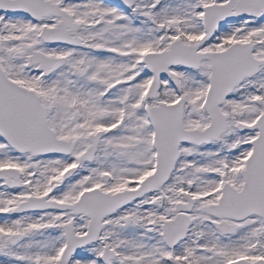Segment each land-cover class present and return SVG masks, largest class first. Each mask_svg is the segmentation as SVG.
Here are the masks:
<instances>
[{
    "label": "snow or ice",
    "instance_id": "snow-or-ice-1",
    "mask_svg": "<svg viewBox=\"0 0 264 264\" xmlns=\"http://www.w3.org/2000/svg\"><path fill=\"white\" fill-rule=\"evenodd\" d=\"M0 264H264V0H0Z\"/></svg>",
    "mask_w": 264,
    "mask_h": 264
}]
</instances>
